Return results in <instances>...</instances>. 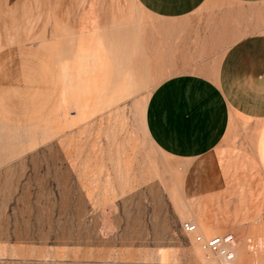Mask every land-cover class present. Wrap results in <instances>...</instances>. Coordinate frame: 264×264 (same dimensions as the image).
Returning <instances> with one entry per match:
<instances>
[{
  "label": "crops",
  "instance_id": "0c3cea01",
  "mask_svg": "<svg viewBox=\"0 0 264 264\" xmlns=\"http://www.w3.org/2000/svg\"><path fill=\"white\" fill-rule=\"evenodd\" d=\"M145 88L148 136L180 163L194 220L256 248L264 241V0H0L2 128L55 131L51 123L77 99L104 105L101 113Z\"/></svg>",
  "mask_w": 264,
  "mask_h": 264
},
{
  "label": "rangeland",
  "instance_id": "374dc122",
  "mask_svg": "<svg viewBox=\"0 0 264 264\" xmlns=\"http://www.w3.org/2000/svg\"><path fill=\"white\" fill-rule=\"evenodd\" d=\"M150 91L101 113L104 105L77 99L51 123L55 131L0 126V264H204L194 242L201 233L235 236L230 264H264V241L248 249L237 233L208 234L194 220L180 163L148 136Z\"/></svg>",
  "mask_w": 264,
  "mask_h": 264
},
{
  "label": "built area",
  "instance_id": "2783aa9c",
  "mask_svg": "<svg viewBox=\"0 0 264 264\" xmlns=\"http://www.w3.org/2000/svg\"><path fill=\"white\" fill-rule=\"evenodd\" d=\"M183 227L187 232H193L196 229V225L191 222H185ZM236 244V238L232 233L217 235L205 241V245L207 247L213 248V250L221 252V254L225 256V258L228 260L234 258V248Z\"/></svg>",
  "mask_w": 264,
  "mask_h": 264
},
{
  "label": "bare ground",
  "instance_id": "6f19581e",
  "mask_svg": "<svg viewBox=\"0 0 264 264\" xmlns=\"http://www.w3.org/2000/svg\"><path fill=\"white\" fill-rule=\"evenodd\" d=\"M192 223V222H191ZM195 224V223H193ZM196 225V224H195ZM197 228V227H196ZM196 231V229H195ZM195 231L193 232H190V233H194ZM199 232V231H198ZM197 233V232H196ZM203 234H195V239H194V242H195V246L197 248V252L199 253L200 255V258L202 259V262L204 264H217V263H227V264H230L232 261L235 260V256H236V246L234 248V253H235V256L233 259L231 260H228L225 258V256H223L221 254V252L219 251H216V250H213V248H210V247H207L205 245V241L209 240V239H205L203 236ZM205 235V234H204ZM217 236V235H216ZM239 237V236H238ZM245 250V249H244ZM261 250V249H259ZM256 252V251H255ZM238 257L236 258V261L240 262L241 261V255L240 254H237ZM243 255V254H242ZM257 256V255H256ZM255 256V257H256ZM262 256V255H261ZM243 258V256H242ZM254 258V257H253ZM255 259V258H254ZM261 259V258H260ZM243 261V260H242ZM255 261V260H254ZM252 261V262H254ZM259 261V260H258ZM262 261V260H261ZM260 262V261H259Z\"/></svg>",
  "mask_w": 264,
  "mask_h": 264
},
{
  "label": "snow or ice",
  "instance_id": "6c2138e0",
  "mask_svg": "<svg viewBox=\"0 0 264 264\" xmlns=\"http://www.w3.org/2000/svg\"><path fill=\"white\" fill-rule=\"evenodd\" d=\"M241 56H242V58H245V59L249 58L246 53H241Z\"/></svg>",
  "mask_w": 264,
  "mask_h": 264
}]
</instances>
